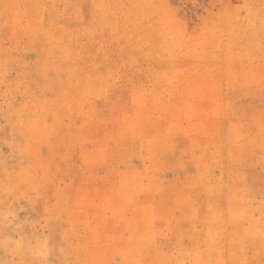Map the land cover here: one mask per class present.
I'll list each match as a JSON object with an SVG mask.
<instances>
[{
    "label": "rangeland",
    "instance_id": "obj_1",
    "mask_svg": "<svg viewBox=\"0 0 264 264\" xmlns=\"http://www.w3.org/2000/svg\"><path fill=\"white\" fill-rule=\"evenodd\" d=\"M0 264H264V0H0Z\"/></svg>",
    "mask_w": 264,
    "mask_h": 264
}]
</instances>
